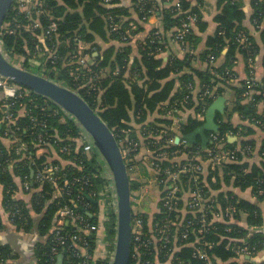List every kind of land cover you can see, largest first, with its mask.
I'll list each match as a JSON object with an SVG mask.
<instances>
[{
    "label": "trees",
    "instance_id": "1",
    "mask_svg": "<svg viewBox=\"0 0 264 264\" xmlns=\"http://www.w3.org/2000/svg\"><path fill=\"white\" fill-rule=\"evenodd\" d=\"M121 2L35 0L21 5L18 0H14L1 27V47L14 64L28 70L35 68V72L77 91L108 124L121 148L127 146L126 139L136 141L137 148L131 147L132 150L124 157L130 172L137 162L141 163L136 155L142 146L147 147L152 162H156L153 160L163 151L169 157H174L176 150L190 149L195 154L198 150L215 147L213 143L207 142L201 146L187 140L186 136L204 123L192 117H188V122L182 126L187 144L170 143L172 135L168 130L161 131L162 127L157 124L152 122L148 126V123L143 122L146 110L156 109L163 116L159 122L169 126L173 116L166 114L168 110L174 114L180 111L203 113L212 102V96L223 95L227 89H233L235 99L232 107H228V119L233 112H238L244 119L264 124V111L259 108L260 103L264 104V54L261 74L255 68L256 82L250 89L245 85V78L237 84L230 82L237 53L243 55L248 75V58L251 56L255 63L261 52L255 37L250 34V28L244 25L246 13L243 0H216V27L212 35L203 39L204 48H199V44L202 42L201 33L207 25L203 19L206 0H130L131 11ZM250 5L253 9L251 23L255 30L260 31L264 43V0H251ZM152 10L153 13L159 12L161 27L147 25ZM188 14L195 15L197 19L184 35L182 54L177 55L169 50L168 35L174 40L181 22ZM51 22H55L57 28L47 33V25ZM35 23L38 27L34 28L32 25ZM113 24H117L116 29H113ZM238 33L248 37L247 47L236 40ZM97 38L117 44L101 47L95 41ZM84 43H88V47ZM224 48H227L225 53ZM94 51L102 52V56H93L95 63H79L80 57H92ZM163 51L167 52L165 68L158 70L163 60L159 55ZM189 84L195 90L198 87L197 95L190 93L185 100ZM20 87L24 90L22 96L0 99L1 207L6 211L14 209L15 204L21 207L26 222L18 218L13 220L19 230L28 229L31 211L40 214L38 231L50 237L55 227L72 233L70 224L56 216L59 207L70 206L99 225L89 236L90 250L95 251L97 256L105 245L112 250L116 230L115 214L112 213L104 222L97 218L98 204L93 201L96 198L91 193L100 189L103 180L99 177L96 156L83 150L79 139L81 127L47 98ZM205 90H209L206 95L203 94ZM8 102H13L10 107H6ZM7 112L17 116L19 129L15 134L26 145L23 151H16L14 142L10 140L12 133L5 134L6 130L15 128L13 123L2 121ZM132 116L142 127L139 132L128 130L130 127L127 124ZM217 119L218 130L212 133L224 137L228 132H238V127L222 120L220 114ZM252 131L250 128L241 134L249 135ZM45 140L49 143L45 144ZM222 141L223 148L236 149V159L223 161L213 168L204 164L201 170H197L196 176L190 172L181 174L178 180L183 193H188V198L184 201L182 192L176 193L174 197L172 195V201L177 202L176 210L164 204L168 190L164 182L165 173L156 171L151 164L155 185L160 192L158 208L153 213L133 210L132 218H139L141 222L132 232L129 264H205L202 257L194 255L199 249L214 264H262L256 262V257L264 251V231H256L254 227L264 225V162L258 166L247 159L253 154L246 153L245 147H255L254 140L245 139L237 145L229 143L225 136ZM49 147L66 163L61 164L57 159L48 161V153L37 155L38 149ZM260 150H264L263 145ZM169 164V159L160 162L161 167ZM55 166L58 169L53 171L50 179L37 181L31 177L32 171L37 173ZM212 176L217 178L214 183L216 194L212 193L210 187L213 186L208 183ZM132 177L130 175L131 187L135 188L139 182ZM26 180L29 190L23 189V192L31 196V210L14 195L16 184L23 185ZM229 186L250 188L256 199L251 196L250 199L238 197L232 190L225 189ZM196 189L208 200L212 211L221 216L217 218L209 211L203 212L208 224L200 233L196 230L201 223V213L193 217L187 210L189 194ZM55 192L58 194L53 198ZM86 203L88 206L85 208ZM182 205L186 214L179 224ZM226 209L228 212H225ZM241 214L247 216L245 225L239 222ZM189 219L193 220V224L188 228L187 237L182 239L184 226ZM166 221L170 223L168 240L161 238L158 233ZM49 237L36 249L37 264L50 263ZM241 247L248 248L249 255L238 253L237 249ZM10 253L8 244H0V264H12ZM96 264L108 263L99 256Z\"/></svg>",
    "mask_w": 264,
    "mask_h": 264
},
{
    "label": "built area",
    "instance_id": "2",
    "mask_svg": "<svg viewBox=\"0 0 264 264\" xmlns=\"http://www.w3.org/2000/svg\"><path fill=\"white\" fill-rule=\"evenodd\" d=\"M18 1L20 2L21 5L27 4L29 2L31 3L35 2V0H18ZM196 19L197 17L195 15L188 14L185 17V20L181 22V26L179 27L177 33L174 36V41L178 42L181 45L183 43L182 40L184 38V35L188 32L189 28L194 24ZM32 26L35 28L38 27V24L35 23ZM56 28H57V24L55 22H51L47 25L46 32L47 33L54 32ZM116 28H117V24H113V29ZM236 40L240 42L243 46L246 47L248 46V37L245 34L238 33V35L236 36ZM5 55L8 57L6 53ZM85 58L86 55L80 57L79 63L82 65L86 64ZM8 59L10 58L8 57ZM248 61H249V65H248L249 73L245 78V85L247 89H250L256 82V76H255L254 62L251 56L248 58ZM21 89L22 88L20 87V85L12 82L7 77L0 75V91L4 94V98L11 99V98H15L16 96H22V94H24V90ZM187 89H188V94L185 96V100L189 97V94L193 92L192 85L190 84L187 85ZM208 93L209 90H205L203 94L206 95ZM246 94H248V91H246ZM12 103L13 102L11 103L8 102L6 104V107H10ZM42 110L43 112H45L44 109ZM166 114L174 116L172 110H168ZM66 115L68 114L66 113ZM68 117L73 119L70 115H68ZM2 121H5V123H13V125H15V128L13 130H6L5 134L12 133L10 135L12 136V138L10 137V140L14 142L16 151L20 152L26 149L25 143L20 141L19 136L15 134L17 129H19V127H17V122H16L17 116L14 115L12 112H7L3 116ZM225 136L226 135H224V137ZM224 137H220L217 133H210L208 142L213 143V146L215 147L213 149H208L205 151L202 149L198 150L195 152V154H192L194 152H192L190 149L183 151L176 150L174 152L176 153L174 157H169V155L164 151L162 152L161 155L157 154L156 158L153 160L156 162H152V165L156 171H162L166 175L164 182L166 183L165 184L166 189L168 190L166 191L167 195L165 196L166 198V201L164 202L165 206H167L169 209H175V210L177 209L175 206L177 205V202L172 201V199L176 193L182 192V187L178 180L181 174L190 172V173H194L196 176L197 170H201L204 164H209L211 165V168H213L216 164H219L223 161L226 160L234 161L236 159V155H235L236 149L232 150L222 147L223 146L222 140ZM79 139L83 145L82 146L83 150L88 154L93 153L96 156L97 162L99 163L98 166L99 177L103 180V184L100 187V189L98 191H93L91 193V196L96 198L100 207L99 208L100 212L99 213L97 212L96 214L97 218L101 222H104L105 220L108 219V217L112 213L115 214V218H116V211H117L116 193H115L112 176L110 175L100 154L93 145L89 135L83 130L82 127H81V132L79 133ZM169 142L187 144V142L184 139L181 140V138L178 142H175V139L173 137L170 138ZM44 143L45 144L49 143V141L45 140ZM126 143L127 146L125 148H122L124 157L132 150L131 147L137 148L138 146V143L136 141H133L132 139L130 140L126 139ZM204 156H206L205 159L203 158ZM168 159L169 162H171V164L165 167H161L160 162ZM54 170L55 168L53 167H47L43 170L38 171L37 173L33 172L31 177H33V179H36L37 181L39 180L41 181L43 179H50L52 177L51 174L53 173ZM132 170L134 171V168ZM130 171L131 170L128 169L129 175H130ZM23 186L25 187V189H29V182L26 180L23 183ZM189 196H190V200L188 204L189 213H191L193 217H195L197 213H201L200 215L201 223L198 225V228L196 230V232L200 233L201 231H203L207 223L203 212L209 211V213L215 216L218 214L212 211V208L209 205L208 200L205 199V197L201 194L200 190L196 189L194 191H191ZM210 203H212V201H210ZM87 206L88 204L86 203L84 207L86 208ZM21 212H22L21 207L17 204H15L14 209L8 211L11 220H15L18 218L19 220L26 222L25 221L26 216L23 215ZM226 212H228V210ZM56 216L62 221H64L66 224H70L71 229L69 230H71L72 233L61 227H55V229H53V232L49 237V243H50L49 264H52L55 257L60 254H63L62 264H96V262L98 261V256L95 254V251L92 252L90 250L91 244H90L89 236L94 230L98 229L99 225H97V223H93L90 220V218L82 214L80 211L73 209L67 205H63L59 207L56 211ZM162 221L165 220L162 219ZM140 222L141 221L139 218L135 220L132 218V232L139 226ZM191 224H193V220L189 219L184 226L182 239H185L187 237L189 231L188 228ZM169 225H170L169 222L167 221L166 223L163 222L161 227L158 229V233L160 234L159 236L164 240H168ZM136 238L138 239V237ZM237 252L246 255H249L250 253L249 249L246 247H241L237 249ZM100 253H101L100 257L105 259L107 263L110 264L113 255V250H110L105 245L101 249ZM194 255L202 257L205 260V264H214V262L208 257V255L203 253L202 249L197 250V252Z\"/></svg>",
    "mask_w": 264,
    "mask_h": 264
},
{
    "label": "crops",
    "instance_id": "3",
    "mask_svg": "<svg viewBox=\"0 0 264 264\" xmlns=\"http://www.w3.org/2000/svg\"><path fill=\"white\" fill-rule=\"evenodd\" d=\"M121 1H122L121 4L125 5L127 7V9L129 11H131L132 5H131L130 0H121ZM206 1H207V5L204 7L205 12L203 14L204 15L203 19L205 20L207 25H206L205 31L201 33L202 42H200L199 48H204L203 39L205 37H207L208 35H212L214 33V29L216 27V22L214 20V16L218 12L216 0H206ZM250 2H251V0H243V6L245 9V13H246V18L244 19V25L250 28V30H251L250 34L255 37V40L257 41L258 45L261 48V52L257 55L255 63H254V67L256 68L257 71H259L258 73H260V71H262L261 60H262V56L264 54V43H263V40L261 38L262 35H261L260 31L255 30L252 23H251L250 15H251V12L253 11V9L250 5ZM161 24H162V22H161V17L159 16V12H156V13H154L148 17L147 25H149V26H160L161 27ZM168 38H169L168 45L170 47L169 50H171L172 53H175L177 55L178 54L181 55L183 52L181 45L178 42L170 39V35H168ZM95 41L101 47L108 46L110 43H112V45L117 44V42H115V41H110L109 43H107V42H105L99 38H97ZM83 45L85 47H88V43H84ZM226 51H227V48H224L223 53H225ZM166 53L167 52L163 51L159 55L160 57H162L164 62H163V60H161V64H159L158 70L165 68V63H166L165 60L167 58ZM99 55L102 56V52L94 51L92 53V57L86 56V58H85L86 64L95 63L93 56L95 57V56H99ZM220 60H222V57H220ZM246 71H247V68H246V63H245V60L243 58V55L240 53H237L236 59H235L233 65H232V68H231L232 76L230 77V82L233 84H237L238 82H240V80H244V78H246V76H247ZM259 78H260V76H259ZM160 82H161V80H160ZM197 88H196V90L193 89L192 93H194V95H197ZM220 96H224L226 98V102H225L224 112L223 113H219V112L216 113L215 121L218 124V127H219V120L217 119V115L220 114L222 120L229 121L234 127H238L237 133H233V132L226 133L227 141L229 143H235L237 145H240L239 143H241L242 140H245V139L254 140L255 147L246 146L244 151H246V153L253 154L252 157L248 156V158H247L251 163H255L258 166H261L262 161L264 162V157H263L264 156L263 155L264 150L263 151L260 150L261 146L262 145L264 146V124L263 125L255 124L254 122L250 121L247 118L244 119L240 116V114L238 112H233L232 115L228 119V117H227L228 111L227 110H228V107L229 108L232 107V101L235 99V91L233 89H227L225 94H223V95L212 96V102ZM0 99L1 100L4 99V94L1 91H0ZM207 108L208 107H206V109L204 110L203 113L195 112V111H192V112L191 111L190 112L184 111V113H182V111H180L179 113L174 114V116L172 117L173 121L169 126H164L165 125L164 123L159 122V118L163 117V116L160 115L158 113V111H156V109H153L152 111L146 110L145 111V113H146L145 118L146 119L143 122L148 123L147 124L148 126L150 123L153 122V123L157 124L158 127H162L161 131L168 130L170 135H172V137L174 139L176 138V136H179L183 140L185 138H184V134L182 133V126L188 122V117H192L196 120L204 121ZM259 108L262 111H264V104L260 103ZM142 124H144V123H142ZM127 125L130 127V129H128V130H135V131L139 132L142 129L141 125L136 121V118L134 116H132V118L130 119V121L128 122ZM250 128L253 130L252 133H250L249 135L247 134V135L243 136L242 134L246 133L247 129H250ZM196 129L192 133H190L189 135H192L196 131ZM203 132H204V136L207 139L206 142L203 140V137L200 133H196L192 137V141L189 140V138H188L189 135H187L186 138L191 143H198L201 146H204L209 141L208 140L209 135H210V133H212V131H205L204 130ZM36 153H37V155H40L42 153H48V159H49L48 161H50V162L57 159V160H59V162L61 164L66 163V161L61 159L58 156V154L54 151V149L51 147L40 148L36 151ZM136 158L138 160H140L141 163L137 162L134 166V171H133L134 174H130L133 176L132 177L133 179H135L139 182V185L136 184L135 188L131 187L132 210H140V211H144L146 213H153L158 208L157 203H158V198L160 196V192H159V189L157 188V186L155 185V180L153 177V168L151 165L152 161L149 158V151H148L147 147L142 146L140 148V151L136 155ZM226 161H228V160H226ZM53 168L58 169V166H55ZM216 179H217L216 177L212 176L209 179L210 182H208L213 186V187H210V189H212L211 191L213 194L214 193L216 194V189H214V183L216 182ZM17 181H18V179H17ZM16 185H17V190L14 192L15 197L22 199L25 202L26 206L28 205L27 206L28 210H31L32 206L30 205V198H31L30 194L23 192V189H25V187L23 185H21V183L16 184ZM150 188L154 192H152V191L150 192V190H149ZM225 189L226 190H232L238 197L250 199V196H251L252 199H254V200L256 199L254 197V195L252 196L250 188L241 189V188L236 187V186L235 187L229 186ZM27 190H29V189H27ZM182 193H183V190H182ZM57 194L58 193L55 192L53 194V198ZM182 195H183V198L185 201V199L188 198V193L184 192ZM1 200H2V195L0 193V215H1L0 244H8L9 245V247L11 249V253H10L11 258H13V259H11L12 264H37L36 263V256H37V254H36L37 250L36 249H37L38 245H42V243L47 242L48 237H49L48 235H42L38 231V221L40 218V216H39L40 214H37L35 211L34 212L31 211V214H29L30 223H29L28 229H26V230L20 229L19 230L16 228V226H15L16 224H14L13 220L10 219L8 211H6L3 207H1ZM93 201H95V203L98 204L97 212L99 213L100 212L99 203L97 200H93ZM263 206H264V202H263ZM227 210L228 209H226L225 212ZM180 213L181 214L179 215V224L181 223L183 217L186 214V210H185L184 205H182V207L180 208ZM262 213L264 215V209H263ZM215 217L220 218L221 216L218 214ZM246 217H247L246 214H241V218L239 219L240 224H242V225L246 224ZM254 229L256 231H264V225L259 226V227H254ZM113 246H114V244H113ZM99 254L100 253H98V257L100 256ZM256 260H257L256 262L264 264V251L256 257ZM52 264H58L57 256L55 257Z\"/></svg>",
    "mask_w": 264,
    "mask_h": 264
},
{
    "label": "water",
    "instance_id": "4",
    "mask_svg": "<svg viewBox=\"0 0 264 264\" xmlns=\"http://www.w3.org/2000/svg\"><path fill=\"white\" fill-rule=\"evenodd\" d=\"M14 0H0V32L4 20ZM1 43V41H0ZM0 75L12 82L41 95L70 115L89 135L93 145L100 154L110 175L112 176L116 193V230L113 255L110 264H129L132 246V203L131 183L128 167L122 148L108 124L101 118L86 100L77 92L55 80L47 78L37 72L20 67L10 61L0 46ZM226 98L220 96L208 106L204 123L189 135L192 137L200 133L203 140L205 131H217L216 113L225 110ZM180 140L176 136L175 142ZM33 174V171L31 175ZM58 264H62L63 254L57 256Z\"/></svg>",
    "mask_w": 264,
    "mask_h": 264
},
{
    "label": "rangeland",
    "instance_id": "5",
    "mask_svg": "<svg viewBox=\"0 0 264 264\" xmlns=\"http://www.w3.org/2000/svg\"><path fill=\"white\" fill-rule=\"evenodd\" d=\"M85 65H87V64H85ZM33 69H35V68H33ZM33 69H29V70H31V71H34ZM35 72V71H34ZM61 122H63V121H61ZM69 137V136H68ZM130 174H134L133 173V171L132 172H130ZM155 188V187H154ZM150 190V192L152 191V192H154L151 188L149 189ZM146 199V198H145ZM146 201V200H145Z\"/></svg>",
    "mask_w": 264,
    "mask_h": 264
}]
</instances>
